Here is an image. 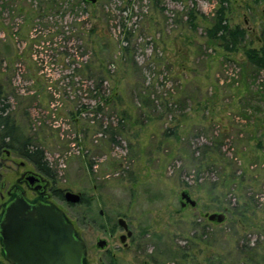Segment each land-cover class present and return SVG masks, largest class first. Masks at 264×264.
Segmentation results:
<instances>
[{
    "label": "rangeland",
    "instance_id": "374dc122",
    "mask_svg": "<svg viewBox=\"0 0 264 264\" xmlns=\"http://www.w3.org/2000/svg\"><path fill=\"white\" fill-rule=\"evenodd\" d=\"M220 2L99 0L89 9L96 18L79 12L75 20L63 5L38 13L33 0L0 1L9 113L44 151L53 202L85 241L86 263L264 264V72L241 53L225 56L207 44ZM227 7L232 24L248 32L246 45L260 47L264 0ZM190 11L197 29L186 24ZM91 26L100 31L93 37ZM126 36L136 63L129 59L127 73L117 60ZM96 53L118 61L113 80L130 115L122 135L114 130L120 106L95 112L99 75L80 70ZM106 68L111 77L113 66ZM115 83L105 85L108 93ZM146 96L149 107L140 104ZM184 191L195 206H182ZM66 192L84 202L67 203ZM215 212L227 221L209 223ZM120 218L133 232L129 249L120 243ZM98 239L109 242L107 252L96 248Z\"/></svg>",
    "mask_w": 264,
    "mask_h": 264
},
{
    "label": "trees",
    "instance_id": "16d2710c",
    "mask_svg": "<svg viewBox=\"0 0 264 264\" xmlns=\"http://www.w3.org/2000/svg\"><path fill=\"white\" fill-rule=\"evenodd\" d=\"M33 1L36 2L37 5L39 6L38 13L45 12L46 9H50L51 11L63 5V7H65L66 12H70L75 16L74 18L75 20H77L79 16V12L88 13L92 18H96L98 14L97 11L89 13V9L92 6L85 3L84 0H33ZM229 1L230 0H221L218 9L215 12V15L211 20V24L207 26V28L205 29L204 35L207 44L209 45V47L216 46L220 48L223 52V55L225 56L237 55L241 53L243 55L246 65L253 68L256 72H264V29L259 39L260 47L258 48L248 47L246 45L248 32L240 26H234L231 22L229 15L230 9L227 7V3ZM31 12L35 13L33 9L31 10ZM197 16L198 15L194 14L193 11L192 12L190 11L186 24L189 25L191 29L198 28L199 18ZM201 17L203 16L201 15ZM24 22L25 25H27V19L24 20ZM84 32L83 31L81 32L82 35L84 34ZM98 32L100 31L96 26H91L88 33L90 34V36L93 37V35H95ZM18 35L19 34L17 33V36ZM101 49L104 50V48L102 47ZM113 57L114 56L112 55L110 56L109 60H106L100 58L99 53H96L93 57L89 58L88 61L83 63L80 70H83V73L88 75L90 79L95 78L97 75H99L98 79H100L99 80L100 82L99 83L97 82L95 90L100 98V101L98 105L95 107L94 111L103 112L106 109L105 106H108L110 104L120 106V109L118 110L120 121L118 126L114 130L117 132L119 131L118 132L119 134L120 133L124 134L128 131L127 122L130 119L129 118L130 115L128 113V110L122 108V106L124 105V95L122 94V92L118 91V81L113 80V78L117 76L115 72L118 61L121 63L120 66L123 67L125 65L128 66L124 68L125 69L124 72L126 71L127 73L133 69L132 67L133 63L132 61L129 60L132 58V50L130 47V39L128 36H126L124 38V41L120 44V50L117 56L118 61H115V58ZM132 60L134 62V65H136L135 60L133 58ZM97 62L100 64V66L98 68H95L94 64H96ZM106 64H109V66L111 64L113 66L114 74H115V75L113 74L114 76L112 75L110 77L112 72L111 69L107 70ZM95 71H97L98 73H96ZM110 81H113L114 83L116 82L115 85H117L116 86L117 89L113 88L112 91L108 93L107 89L105 88V85L108 84ZM140 104L144 107H149L151 105L150 98L147 99V96L143 97ZM9 109L10 106L6 103L4 86L0 82V150L2 148L13 150L15 154L27 158L28 160L35 163V165H37L40 171L44 172L48 176H53L50 173L51 171L49 168V163L46 160L44 151L38 147L35 148V145L32 144L31 139L25 137V135L22 133L20 128L17 127L16 124L14 123V120L12 119L9 113ZM85 111L88 110L85 109ZM109 130L110 129H105L103 133L110 134L111 143L119 144L114 136L115 133L110 132ZM174 135H176V133H174ZM174 135H169V136H174ZM208 150H211V148L208 147L206 153L208 152ZM57 196L63 198L62 194H58ZM83 202L84 199L82 198L81 203Z\"/></svg>",
    "mask_w": 264,
    "mask_h": 264
},
{
    "label": "water",
    "instance_id": "95a60500",
    "mask_svg": "<svg viewBox=\"0 0 264 264\" xmlns=\"http://www.w3.org/2000/svg\"><path fill=\"white\" fill-rule=\"evenodd\" d=\"M88 5H96L99 0H84ZM10 162H7L9 166ZM187 204L195 206L189 192L181 195ZM67 203H81L82 196L66 192ZM209 223L222 225L227 221V214L215 212L206 216ZM130 238L132 231L123 218L118 220ZM6 257L12 264H87V247L78 235L75 224L54 203L29 204L25 200L14 201L6 210L5 219L1 224ZM107 242L100 239L99 249H105Z\"/></svg>",
    "mask_w": 264,
    "mask_h": 264
},
{
    "label": "flooded vegetation",
    "instance_id": "af4514ba",
    "mask_svg": "<svg viewBox=\"0 0 264 264\" xmlns=\"http://www.w3.org/2000/svg\"><path fill=\"white\" fill-rule=\"evenodd\" d=\"M9 161L12 162L7 166ZM50 178L51 176L40 171L35 163L15 154L13 150L7 148L0 150V264H12L7 260L4 238L1 233V224L5 219L7 208L19 199L25 200L29 204L54 203ZM121 229L125 232V235L120 236V243L124 248L129 249L128 241L133 237V234L130 238L123 239L127 232L123 228ZM103 240L107 242L105 249H99L97 244L96 248L107 252L109 242L106 239ZM99 264H114V262L113 260L107 262L101 259Z\"/></svg>",
    "mask_w": 264,
    "mask_h": 264
}]
</instances>
